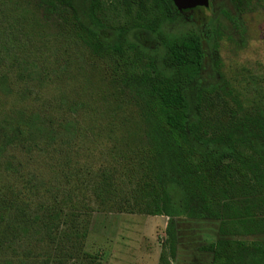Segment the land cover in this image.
<instances>
[{"label":"rangeland","instance_id":"obj_1","mask_svg":"<svg viewBox=\"0 0 264 264\" xmlns=\"http://www.w3.org/2000/svg\"><path fill=\"white\" fill-rule=\"evenodd\" d=\"M195 15L193 23L177 16L162 32L213 34L204 42L203 72L205 86L216 88L203 103L212 129L230 121L236 102L249 112L264 109V0H213ZM63 23L61 12L45 0H0V264H17L29 253L38 261L54 255L42 230L30 240L10 242L4 224L15 195L34 213L53 205L89 221L87 257L69 264H161L169 218L149 215L145 193L137 188L146 166L140 151L149 146L140 83L114 82L90 49L64 32ZM139 34L131 39L141 44L145 70L167 72L160 40ZM190 97L196 107L193 91ZM21 127L31 132L17 146ZM107 175L112 196L103 190ZM108 198L113 201L104 205ZM175 222L178 248L170 264H212L213 254L203 247L223 238L220 222Z\"/></svg>","mask_w":264,"mask_h":264},{"label":"trees","instance_id":"obj_2","mask_svg":"<svg viewBox=\"0 0 264 264\" xmlns=\"http://www.w3.org/2000/svg\"><path fill=\"white\" fill-rule=\"evenodd\" d=\"M45 2L61 12L64 32L89 48L111 72L114 82L140 83V108L149 146L140 151L146 166L137 188L145 193L149 215L169 218L168 251L162 252L161 264L176 258L178 218L220 222L223 238L203 247L213 254L212 264H264V241L230 238L264 236V109L249 112L236 102L228 111L230 121L212 129L203 103L216 88L205 86L203 79L207 61L204 34L192 31L168 37L162 32L178 16L172 0ZM107 32L112 35L108 37ZM139 33L160 40L166 51L167 72L145 70L141 44L131 39ZM208 37L210 42L214 38L213 34ZM30 132L27 127L18 128L15 144L21 146ZM104 182V192L112 196L111 176ZM9 202L11 215L4 230L12 236L10 242L15 245L30 240L32 232L36 236L42 230L54 253L45 261L29 253L17 264H69L87 257L84 248L89 221L53 205L39 206L42 213H34L19 195Z\"/></svg>","mask_w":264,"mask_h":264},{"label":"water","instance_id":"obj_3","mask_svg":"<svg viewBox=\"0 0 264 264\" xmlns=\"http://www.w3.org/2000/svg\"><path fill=\"white\" fill-rule=\"evenodd\" d=\"M175 7L180 13L196 8L209 7L210 0H172Z\"/></svg>","mask_w":264,"mask_h":264},{"label":"flooded vegetation","instance_id":"obj_4","mask_svg":"<svg viewBox=\"0 0 264 264\" xmlns=\"http://www.w3.org/2000/svg\"><path fill=\"white\" fill-rule=\"evenodd\" d=\"M212 2H213V0H210V2H209V7H207V8H205V9H209V8H211L212 7ZM198 9H201V8H196V9H193V10H188V11H186V12H183V13H180L179 11H177V14H178V16L180 17V18H182V19H185L186 21H188V22H195V20H196V15H195V12H196V10H198ZM203 34H204V42H205V40H206V38H208V40H210V38L209 37H207L206 36V34L203 32ZM206 36V37H205ZM142 38V37H141ZM140 37H139V40H140V42L141 43H143L144 41L141 39ZM151 43V42H150ZM148 41H145L144 43H143V45H147L148 46Z\"/></svg>","mask_w":264,"mask_h":264}]
</instances>
